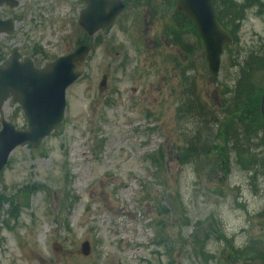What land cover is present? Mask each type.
<instances>
[{"label": "rangeland", "instance_id": "rangeland-1", "mask_svg": "<svg viewBox=\"0 0 264 264\" xmlns=\"http://www.w3.org/2000/svg\"><path fill=\"white\" fill-rule=\"evenodd\" d=\"M16 1L5 10L15 19L8 49L38 53L41 65L87 42L77 25L80 0ZM124 1L114 27L88 40L92 52L66 91L62 125L35 149H15L0 174V264H243L233 251L264 237V187L257 194L233 165L226 177L219 172L221 182L211 159L197 172L177 157L196 121L178 109L194 86L219 112L240 61L264 53V0H218L239 15L216 78L173 0ZM177 29L188 56L175 46ZM16 108L3 113L24 129ZM202 247L205 259L191 253Z\"/></svg>", "mask_w": 264, "mask_h": 264}, {"label": "water", "instance_id": "water-1", "mask_svg": "<svg viewBox=\"0 0 264 264\" xmlns=\"http://www.w3.org/2000/svg\"><path fill=\"white\" fill-rule=\"evenodd\" d=\"M83 1L86 8L80 12L78 22L88 36L102 28H109L123 9V4L116 0ZM1 3L16 5L11 0H0ZM175 9L193 22L205 49L209 72L217 75L221 53L225 46L232 43V38L218 23L213 0H175ZM6 25L11 28L10 23ZM89 51L87 46H80L42 69L34 68L29 59L18 63L19 56L14 51L9 64L0 69V103L11 95L27 120L24 131H16L10 124L1 121L0 171L14 148L24 144L36 147L63 122L65 90L80 76L74 71L75 66L84 61ZM261 104H264V94ZM82 247L88 251L87 243Z\"/></svg>", "mask_w": 264, "mask_h": 264}, {"label": "trees", "instance_id": "trees-1", "mask_svg": "<svg viewBox=\"0 0 264 264\" xmlns=\"http://www.w3.org/2000/svg\"><path fill=\"white\" fill-rule=\"evenodd\" d=\"M225 7V4L218 5V0H215L219 22L234 34L233 22L239 14L232 6ZM237 67L240 72H235L234 83L223 85L228 96L222 100L219 112L208 110L196 95L195 86L192 101L178 109L186 118H190V113L195 115L196 121L190 133L182 134L184 146L177 157L185 161L184 166H196L197 172L203 168L202 158L211 159L215 164L210 172L215 174L214 179L221 182L223 177H219V172L226 177L233 165L248 174L249 185L253 190L257 187V194H261L259 189L264 187V119L260 113V102L264 86V53L247 54ZM212 129H215L214 133ZM257 216L264 220V207ZM204 248L191 253L205 259ZM233 253L235 261L238 254L245 257L243 264H250L246 262L253 260L256 264H264V237L255 242L250 240L241 251L234 250Z\"/></svg>", "mask_w": 264, "mask_h": 264}, {"label": "flooded vegetation", "instance_id": "flooded-vegetation-1", "mask_svg": "<svg viewBox=\"0 0 264 264\" xmlns=\"http://www.w3.org/2000/svg\"><path fill=\"white\" fill-rule=\"evenodd\" d=\"M2 41H3V39L0 40V51H1V49L3 48V47H2V46H3ZM180 53H182V52L180 51ZM185 56H186V55H185ZM181 58H183V57H181Z\"/></svg>", "mask_w": 264, "mask_h": 264}]
</instances>
